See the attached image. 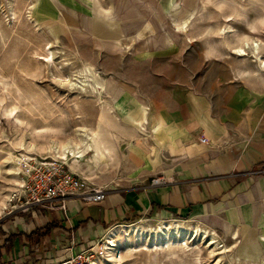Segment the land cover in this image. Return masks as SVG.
Wrapping results in <instances>:
<instances>
[{
  "label": "rangeland",
  "instance_id": "374dc122",
  "mask_svg": "<svg viewBox=\"0 0 264 264\" xmlns=\"http://www.w3.org/2000/svg\"><path fill=\"white\" fill-rule=\"evenodd\" d=\"M245 37L261 41L264 57V0H0V237L18 214L13 193L26 169L50 159L73 166L71 155L50 151L53 141L79 143L81 129L99 130L111 154L92 167L91 153L80 158L78 173L88 184L114 180L128 145L119 137L124 100L162 96L186 72L260 66L251 47L235 52ZM18 159L20 173H11ZM107 233L94 242L95 264H264L221 232L215 246L200 236L146 241L119 230L111 259Z\"/></svg>",
  "mask_w": 264,
  "mask_h": 264
},
{
  "label": "crops",
  "instance_id": "0c3cea01",
  "mask_svg": "<svg viewBox=\"0 0 264 264\" xmlns=\"http://www.w3.org/2000/svg\"><path fill=\"white\" fill-rule=\"evenodd\" d=\"M227 69L186 72L162 96L124 100L127 151L115 179L97 184L108 189L104 201L17 212L0 237V264L60 263L111 227L153 216L198 220L264 258V67ZM103 145L105 161L111 149ZM156 175L172 182L149 186Z\"/></svg>",
  "mask_w": 264,
  "mask_h": 264
},
{
  "label": "built area",
  "instance_id": "2783aa9c",
  "mask_svg": "<svg viewBox=\"0 0 264 264\" xmlns=\"http://www.w3.org/2000/svg\"><path fill=\"white\" fill-rule=\"evenodd\" d=\"M200 141L207 143L208 138L202 136ZM62 160L50 159L39 162L26 169V172L22 171L23 176L13 193L12 212L28 213L37 209L65 211L67 201L74 198L80 199L83 203L104 201L108 193L106 186L88 184ZM169 182H172V178L156 175L151 177L148 185L156 187ZM96 260L95 246L88 244L81 246L77 252L56 264H95Z\"/></svg>",
  "mask_w": 264,
  "mask_h": 264
},
{
  "label": "bare ground",
  "instance_id": "6f19581e",
  "mask_svg": "<svg viewBox=\"0 0 264 264\" xmlns=\"http://www.w3.org/2000/svg\"><path fill=\"white\" fill-rule=\"evenodd\" d=\"M249 47H251V50H252L251 56L256 58V60L260 62V65L264 67V57L262 56V51H261L262 49L261 41L258 38L254 39L250 37H245L243 40L242 46H238L235 52L238 55H247L248 54L247 49ZM93 79L95 81V85L92 86V89L94 91H98V88H101L100 83L95 77ZM80 132L81 133H80L79 143L77 142L73 143L71 140H68L64 143L53 141L50 145V151L52 150L53 152L57 153V155L61 156L62 158L68 157L71 155L73 164H77L80 161V158H84L86 155L90 153L92 154L93 160H95L96 162L99 160L101 161L104 160L105 159V152H104L105 146L99 139L100 131L97 129L91 131V129L89 128L88 129L83 128L81 129ZM20 164H21V159H18L17 164L13 165V167L10 168L11 173L19 174L21 170V167L19 166ZM91 165H93V163L90 164V167H92ZM5 197L9 198L8 196H5ZM6 205L7 204L5 200L2 201V203L0 204V212L3 209V207L6 208ZM159 220L160 221L155 227L146 226L142 224L143 223L142 220L138 222H133L130 224H120V225L111 227L105 236V238L107 239V242L104 245L105 251L107 252V254L109 255L111 259H115V251L119 249V245L115 243V241L113 240V237L116 235L117 231L119 230L123 231L126 235H130L131 233L135 232L137 237L140 238L141 236H144L146 241H152V240L160 241L164 238L165 240L169 242L171 238L176 239L178 237L182 239H191V240L194 239L195 240L197 237L200 236L202 239H206V241H208L210 245L219 246V244H221L219 233L214 228H209L201 224L195 225L193 221H190V220L163 218V217H160ZM233 236H235L234 233H233ZM223 247H225V249L228 248L226 244H224Z\"/></svg>",
  "mask_w": 264,
  "mask_h": 264
}]
</instances>
